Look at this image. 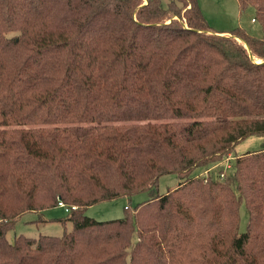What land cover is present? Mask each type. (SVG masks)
Returning a JSON list of instances; mask_svg holds the SVG:
<instances>
[{"label":"trees","instance_id":"16d2710c","mask_svg":"<svg viewBox=\"0 0 264 264\" xmlns=\"http://www.w3.org/2000/svg\"><path fill=\"white\" fill-rule=\"evenodd\" d=\"M236 2L260 37L215 31L198 0H0V264H264V149L233 157V184L210 173L264 137V0ZM58 203L70 232L7 239Z\"/></svg>","mask_w":264,"mask_h":264},{"label":"rangeland","instance_id":"374dc122","mask_svg":"<svg viewBox=\"0 0 264 264\" xmlns=\"http://www.w3.org/2000/svg\"><path fill=\"white\" fill-rule=\"evenodd\" d=\"M168 1L162 0L163 4H166ZM144 3L147 2L145 1ZM198 4L203 17L215 31H231L239 27L251 36H261V28L255 20V11L252 7H249L240 14L236 0H198ZM251 18L254 19V24L250 22ZM227 34L228 32L224 35ZM260 149H264V137H249L239 142L233 154L225 158L220 165L212 168L210 171L211 175H219L220 177L222 175V178L226 182L233 184L231 171L233 157ZM203 173L201 172V175ZM178 182V179L173 174L163 175L158 180L154 194L163 195L167 191L176 188ZM150 196L148 192H142L130 198H119L110 202L94 205L85 210V215L96 221L121 219L124 215V208H133L135 205L149 199ZM239 213V232H244L248 223V213L243 204L240 206ZM65 216V210L60 207L37 213L27 212L20 218L15 230L7 234V239L12 241L14 237L19 235L32 238H36L39 235L60 236L63 232H70L72 229L71 224L58 221L62 220Z\"/></svg>","mask_w":264,"mask_h":264},{"label":"crops","instance_id":"0c3cea01","mask_svg":"<svg viewBox=\"0 0 264 264\" xmlns=\"http://www.w3.org/2000/svg\"><path fill=\"white\" fill-rule=\"evenodd\" d=\"M250 22H251L252 24L255 23V21H253V18L250 19ZM216 31H217V30H216ZM218 32L226 33V32H229V30H226V31H218Z\"/></svg>","mask_w":264,"mask_h":264},{"label":"built area","instance_id":"2783aa9c","mask_svg":"<svg viewBox=\"0 0 264 264\" xmlns=\"http://www.w3.org/2000/svg\"><path fill=\"white\" fill-rule=\"evenodd\" d=\"M253 21H254V19H253ZM221 179H222V175H221V177H220ZM58 207H60V208H63L64 209V205L62 204V203H58Z\"/></svg>","mask_w":264,"mask_h":264},{"label":"water","instance_id":"95a60500","mask_svg":"<svg viewBox=\"0 0 264 264\" xmlns=\"http://www.w3.org/2000/svg\"><path fill=\"white\" fill-rule=\"evenodd\" d=\"M245 46V48H247V46L246 45H244ZM249 57L252 59V56L249 54Z\"/></svg>","mask_w":264,"mask_h":264}]
</instances>
